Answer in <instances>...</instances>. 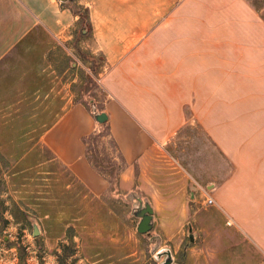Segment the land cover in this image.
Returning a JSON list of instances; mask_svg holds the SVG:
<instances>
[{
  "label": "crops",
  "instance_id": "1",
  "mask_svg": "<svg viewBox=\"0 0 264 264\" xmlns=\"http://www.w3.org/2000/svg\"><path fill=\"white\" fill-rule=\"evenodd\" d=\"M85 1L93 26L89 46L102 59L97 79L101 92L94 102L108 116L104 124L115 147L113 159L121 166L120 187L149 197L156 218L153 230L176 256L180 244L172 234L179 228L168 223L157 230L159 219L188 225L178 263L264 264L260 11L247 0ZM4 2L7 8L1 10ZM16 2L0 0V26L12 27L7 36L0 35V60L31 56L38 28L71 37L79 17L69 7L56 0ZM5 10L17 21L5 24ZM100 126L92 111L76 101L40 138L95 197L106 196L112 187L111 177L87 151V140ZM193 126L231 164L222 178L221 169L209 178L204 174L208 167L176 166L171 149ZM200 143L205 153L207 147Z\"/></svg>",
  "mask_w": 264,
  "mask_h": 264
},
{
  "label": "rangeland",
  "instance_id": "2",
  "mask_svg": "<svg viewBox=\"0 0 264 264\" xmlns=\"http://www.w3.org/2000/svg\"><path fill=\"white\" fill-rule=\"evenodd\" d=\"M56 1L79 17L69 31L71 37L38 28L31 38L37 43L31 56L0 60V264H60L62 245L72 243L74 254L66 257L64 264L74 259L73 264H159L153 252L155 244L169 246L153 229L145 235L136 231L139 220L131 214L135 200L128 196L132 189L119 185L121 166L113 159L115 147L107 138L105 124L99 123L103 126L87 140V151L111 177V191L106 196L91 195L41 142V135L76 101L91 111L98 110L94 99L101 92L97 80L101 54L89 46L91 8L85 0ZM247 1L264 18V0ZM6 3L1 10L7 8ZM1 16L5 24L17 21L8 17L7 10L1 11ZM11 30L0 26V35L7 36ZM201 133L197 126L186 128L170 154L179 168L195 164L201 170L202 165V170L208 167L204 174L209 178L214 169H221L222 178L230 172L231 164ZM198 143L206 145L205 153L200 152ZM32 219L41 228L37 237L32 235ZM168 223L179 228L172 234L174 243L180 244L175 255L179 262L188 241V225L162 218L157 230Z\"/></svg>",
  "mask_w": 264,
  "mask_h": 264
},
{
  "label": "water",
  "instance_id": "3",
  "mask_svg": "<svg viewBox=\"0 0 264 264\" xmlns=\"http://www.w3.org/2000/svg\"><path fill=\"white\" fill-rule=\"evenodd\" d=\"M85 32V30H84ZM93 116L98 123H105L108 116L105 112H98L95 108L92 110ZM130 196L135 203L131 214L138 218L136 231L139 234H148L153 229L155 224L154 208L148 199H143L139 192H131ZM32 235L37 237L41 234V228L35 219L31 220ZM189 234H192V227L189 226ZM159 242L155 244L153 252L159 264H180L175 261V255L170 247L159 248Z\"/></svg>",
  "mask_w": 264,
  "mask_h": 264
},
{
  "label": "trees",
  "instance_id": "4",
  "mask_svg": "<svg viewBox=\"0 0 264 264\" xmlns=\"http://www.w3.org/2000/svg\"><path fill=\"white\" fill-rule=\"evenodd\" d=\"M71 242H72V239H71ZM72 247H73V243L72 244H63L62 245L63 253H61V254L58 255L60 264H64L65 263V258L66 257L73 256V254H74L73 252L74 251H73ZM21 259H23V256L22 255H21ZM74 260L72 261L71 264H73Z\"/></svg>",
  "mask_w": 264,
  "mask_h": 264
},
{
  "label": "built area",
  "instance_id": "5",
  "mask_svg": "<svg viewBox=\"0 0 264 264\" xmlns=\"http://www.w3.org/2000/svg\"><path fill=\"white\" fill-rule=\"evenodd\" d=\"M207 203H208V204H212V203H213V199H212V198H208V199H207Z\"/></svg>",
  "mask_w": 264,
  "mask_h": 264
}]
</instances>
